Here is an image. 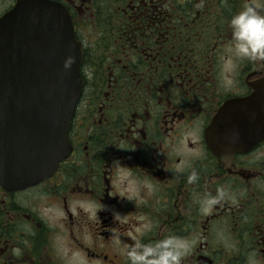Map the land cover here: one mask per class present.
<instances>
[{
	"label": "flooded vegetation",
	"instance_id": "flooded-vegetation-1",
	"mask_svg": "<svg viewBox=\"0 0 264 264\" xmlns=\"http://www.w3.org/2000/svg\"><path fill=\"white\" fill-rule=\"evenodd\" d=\"M21 1L0 0V20ZM41 1L70 19L82 85L67 157L35 184L0 183V264H129L145 225V244H190L182 264H264V62L226 66L248 0Z\"/></svg>",
	"mask_w": 264,
	"mask_h": 264
},
{
	"label": "water",
	"instance_id": "water-1",
	"mask_svg": "<svg viewBox=\"0 0 264 264\" xmlns=\"http://www.w3.org/2000/svg\"><path fill=\"white\" fill-rule=\"evenodd\" d=\"M68 56L75 57L70 70ZM82 55L54 3L21 1L0 20V183L20 188L53 173L82 85Z\"/></svg>",
	"mask_w": 264,
	"mask_h": 264
},
{
	"label": "clouds",
	"instance_id": "clouds-1",
	"mask_svg": "<svg viewBox=\"0 0 264 264\" xmlns=\"http://www.w3.org/2000/svg\"><path fill=\"white\" fill-rule=\"evenodd\" d=\"M228 26L231 30V43L226 49V66L235 69L236 61L264 62V0H248L240 11L230 17ZM74 63L75 57L68 56L64 61V69L70 70ZM88 78L91 79L90 72ZM130 175V173L125 175L122 169H118L116 179L124 184ZM187 180L190 184L196 182L198 174L193 171ZM224 196V189L217 188L216 196L209 195L202 202L201 211L207 215L211 207L220 203ZM102 210L106 211V206L92 205L90 208L92 217H96ZM117 218V214L113 213V219ZM150 230L151 226L145 225L136 229L135 234L130 235L132 244L124 249L129 264H182L183 258L190 251V244L171 235L154 243L145 244L141 237ZM117 242H119L118 238Z\"/></svg>",
	"mask_w": 264,
	"mask_h": 264
}]
</instances>
